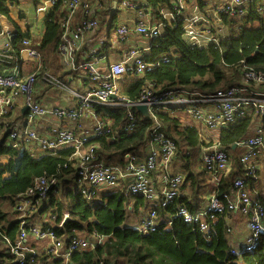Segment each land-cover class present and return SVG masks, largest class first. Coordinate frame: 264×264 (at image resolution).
<instances>
[{"label": "trees", "instance_id": "16d2710c", "mask_svg": "<svg viewBox=\"0 0 264 264\" xmlns=\"http://www.w3.org/2000/svg\"><path fill=\"white\" fill-rule=\"evenodd\" d=\"M67 2L68 0H57L51 6L42 35L35 40L36 44L33 40L44 60L56 51L59 44L63 29L61 23L67 14L66 11L64 15L62 9ZM246 2L248 6L245 15L230 17L222 14L221 21L227 32L220 35L217 43L209 42L198 46L184 37L180 18H162L160 10L170 7V0H146V5L158 19L162 18L163 23L161 33L150 38V47L143 58L153 62L166 55L167 60H162L141 77H127L123 93L136 99L145 83H151L161 90L186 86L214 91L229 84L231 79L237 80L242 76L244 65L264 71V0ZM5 3L6 0H0V13L8 16ZM199 8L204 11V16L211 18V13L205 9V3L200 1ZM12 35L11 52L19 57L21 39L30 38L31 35L27 29L19 26H16ZM228 72H233V76H228ZM169 107L167 110L157 109L154 113L164 125L165 131L174 139L177 145L176 155L183 161L186 174L180 188L183 189L185 181H188L192 194L179 193L172 196L164 206L158 201L154 203L146 200L141 195L110 188L95 192L88 200L74 189L72 183L75 171L73 146L32 156L26 141L13 147L7 143L9 133H4L0 139V199L14 208V198L30 187L34 178L54 176L59 180L58 184L53 186L47 200L42 202L38 210L50 211L49 220L40 223L42 228L63 237L67 245L79 233L90 236L92 232H96L105 236L103 243L92 248L74 249L67 259L50 257L51 254L46 250L37 249L34 262L24 264H264V232H260L257 245L252 249H245L241 245L237 250L229 241L228 217L232 208L225 198L232 190L234 178H242L243 184L249 187L257 180V162L261 156L264 158V142L253 162L256 166L254 173L247 176L245 173L251 166L242 160V152H237L238 147L232 146L251 133L254 121L260 124L264 140V115H259L253 105H248L238 111L233 121L219 126L216 142L232 152L229 169L215 174L218 186L215 188L214 185L212 188L216 189V196L223 206L200 220L188 221L175 213L179 205L186 206L191 212L197 209L202 195L201 182L196 178L202 173L206 175L207 171L194 173L192 162L186 153L187 146L197 148L204 143H213V139L209 136L204 141L196 126L181 124L177 116L171 113L177 106ZM94 108L105 129L102 133L90 136L84 145L95 144L96 152L106 160L120 159L127 150L138 152L145 148L147 129L152 122L150 116L138 112L133 123L124 124L125 108L100 105H95ZM62 186H65L63 190ZM249 193L251 197V192ZM191 196L195 201L189 198ZM251 199L257 201L264 211V197L259 195ZM151 206L159 219L158 225L153 230L141 232L134 228V220L138 221L139 214ZM65 214L66 222L60 226ZM167 218H171L169 224L166 223ZM29 221L31 222L26 217V222L30 224ZM204 223L206 227L202 228ZM19 228V219L10 217L9 212L0 206V241L6 237L11 244L14 243ZM3 247L0 245V264H22L13 261ZM30 256V252H25L26 259Z\"/></svg>", "mask_w": 264, "mask_h": 264}, {"label": "built area", "instance_id": "2783aa9c", "mask_svg": "<svg viewBox=\"0 0 264 264\" xmlns=\"http://www.w3.org/2000/svg\"><path fill=\"white\" fill-rule=\"evenodd\" d=\"M57 0H44L37 4V12H45ZM205 3V9L211 13V18L204 16V11L199 8V2ZM121 6L136 8L137 20L134 25L126 23L117 24L114 35L117 41L124 42L131 33L144 35L153 38L161 33L162 18L181 19L184 37L188 42L203 45L209 42L217 43L221 38V32L227 31L221 21L222 14L230 17L242 16L247 13L246 0H170V7H163L160 10L162 18L158 22H150L145 19L144 8L139 7L131 0H121ZM213 3V4H212ZM82 5L87 11V2L83 0H69L67 2V19L63 22L60 42L57 46V53L64 59V63L70 66L71 70L80 69L84 72L87 85L84 92L67 85L55 74L41 70L40 62L31 73L21 75L14 62L11 72L0 71V124L9 133L7 142L11 146H17L20 142L28 141L36 146L43 147L47 153H52L55 149L64 147H74L73 157L75 171L72 177L74 189L79 191L86 199L95 192L107 189H121L127 193L138 194L151 202H157L164 206L172 196L180 193V185L183 183L185 173L180 170L172 171L171 161L176 156L177 145L174 139L165 131L155 110H167L169 105L184 107L187 113L196 122H202L207 127L224 126L235 119V115L242 108L253 105L259 115H264V71H259L251 66L244 65L242 70V82L229 83L219 87L214 91H202L191 89L186 86H176L173 88L158 89L151 83H145L136 99L124 95L117 86V81L123 79L126 74L131 77H141L147 70H152L158 66L162 60H167L163 55L157 61L148 62L143 58V54L150 45L142 47H127L120 60L101 64V55L95 47L87 49L86 55L80 51L84 32L96 28V20L86 14L85 18L69 29V18ZM259 9V7H257ZM225 34V33H224ZM6 35L0 47V61L11 63L15 54L10 50L12 32L1 30L0 36ZM104 41L101 40V44ZM82 54L83 61L75 64L78 53ZM23 53L26 58L38 59L39 51L32 45L29 38L21 39L19 54ZM55 86L67 92H71L75 98V103L69 107L51 106L47 108L37 97L35 86ZM22 97L24 106H27V113L24 118L26 125H12L11 121L5 119V115L10 112L13 103ZM145 104L148 107L151 124L147 129L145 148L148 152L142 157L138 152L127 150L121 158L106 160L97 152L95 144L84 145L90 136L102 133L105 129L102 119L94 108L95 105L113 106L125 108L123 122L133 123L138 117L136 105ZM174 111H171L173 113ZM91 118L94 131L83 135L75 134L72 127H61L53 125L49 134H43L32 127L38 117L42 119L54 117L58 119L76 120L79 117ZM252 129V128H251ZM264 140L260 124L257 123L251 133L236 142V146L242 149V160L250 164L245 175L254 173L253 162L257 157L260 146ZM147 146V147H146ZM231 155L229 149L219 146L218 143L206 144L201 148L199 160L204 168L209 171L215 179V188L218 186V177L215 174L226 172L231 165ZM161 169V176L158 186L151 178V172ZM58 179L54 176H39L34 178L32 185L24 192L17 194L14 198L13 211L20 219V228L14 243H10L6 237L0 241L13 261L20 263H33L35 251L30 247L28 236L31 235L37 240L49 242L48 253L52 257L67 259L74 249H86L103 243L105 236L92 232L90 236L73 238L67 245L65 239L56 236L53 231L43 229L38 223L29 224L25 217L35 211L44 199L48 198L50 190L58 184ZM209 195L208 204L203 209L191 212L186 206L179 205L175 215H179L188 221H197L204 215L221 209L223 206L216 196V189ZM234 196L225 195L226 201L231 208H236L247 217V236L242 243L245 249H252L257 245L260 232H264V211L257 201L249 196L248 185L243 184L240 177L234 178L232 182ZM231 192V191H230ZM42 204V203H41ZM155 210L151 208L147 214L140 217L134 228L141 232L153 230L158 225L159 219ZM171 218H167L169 224ZM206 224L202 225L205 228ZM25 252H30L31 256L26 259Z\"/></svg>", "mask_w": 264, "mask_h": 264}, {"label": "crops", "instance_id": "0c3cea01", "mask_svg": "<svg viewBox=\"0 0 264 264\" xmlns=\"http://www.w3.org/2000/svg\"><path fill=\"white\" fill-rule=\"evenodd\" d=\"M69 1V0H68ZM84 2H87V11L85 12L82 5H79L69 18V29L74 28L76 24H80V22L85 18L86 14L90 16V18H93L97 22V26L93 30H86L84 32V37L82 40V43L80 45V51L83 52L85 55L87 53V49L91 47H95L97 49V52H99V55H101V64L106 65L109 62L120 60L124 55V50L127 47L132 46H138L142 47L143 45H150V38L144 36V35H137L136 33H131L129 37L124 40V42L117 41L113 32L114 27L119 23H126L129 26L134 25V22L137 20V11L136 8L132 7H126L121 6L120 1L121 0H83ZM44 2V0H6V6L8 8L9 15L4 18V15L0 13V31L8 30L11 31L12 34L15 31L16 26H19L21 29H27L30 33V39L32 41V45H34L33 40H37L42 35L43 29H44V23L47 18L48 10L51 8V6L48 8L45 12H37L36 6L37 4H40ZM139 7L144 8L145 12V19H147L150 22H158L159 19L156 17L155 13H153L150 8L146 5V0H133ZM34 6L35 12L33 17L28 16L30 13L31 7ZM64 15L67 11V7L65 5V8L62 9ZM43 13V16H42ZM67 15V14H66ZM65 15L64 19L62 20L61 26L63 22L67 19V16ZM102 15L103 18H106V23L104 26L100 24V18L99 16ZM3 18L7 21L4 22ZM27 18V19H26ZM63 28V26H62ZM63 31V29H62ZM61 31V32H62ZM61 34V33H60ZM6 35L0 36V47L3 41L5 40ZM61 38V36H60ZM59 38V40H60ZM101 40L104 42L101 44ZM36 44V41H35ZM11 46V43H10ZM37 49V48H36ZM11 51V47L10 50ZM39 51V50H38ZM40 53V51H39ZM16 55V54H15ZM19 57L15 56V58L12 60L11 63H5L0 61V71L5 73H10L13 63L16 62L17 70L21 73V75H26L31 73L32 70H34L37 66V64L40 62L41 70L52 72L53 74L60 77L67 85L75 88L76 90H79L80 92H84L86 90L85 87L87 85H90L88 80H85L84 78V72L80 69L71 70L70 66L65 65L64 59L59 53L56 51L52 52L50 54L49 58H46L44 60V56L42 53H40V57L38 59H30L26 58L23 53L18 55ZM75 64H78L79 62L83 61L82 54L79 52L76 55L75 58ZM240 77V76H239ZM238 77V78H239ZM127 76H123V79L117 81V86L119 87V90L123 92L124 84L126 81ZM35 90L37 93V97L47 108H51V106H57V107H69L72 106L75 103V98L71 94V92H67L65 90H62L55 86H35ZM24 107V103L22 101V97H19L12 105L10 112H8L4 117L6 120L11 121L12 125H20L19 128H22L24 124V118L27 111L25 112L22 110ZM180 121V123L184 124H190L197 127L199 134L202 138H204V141H207V137H212L213 143H218L217 137H218V131L219 127H207L204 123L196 122L194 119L191 118V116L187 113L184 107H178L173 112ZM184 114V115H182ZM255 123L252 126V129L254 126L258 123L257 121H254ZM92 119L91 118H83L82 116L79 117L76 120H68V119H58L54 117H47L42 119L41 117H38L34 122H32L31 128H36L39 132H42L43 134H49L51 131V127L53 125H59L61 127H72L75 131V134L77 135H83L85 133H89L94 131V127L92 126ZM6 132V129H3V126L0 124V139ZM170 135V134H169ZM171 136V135H170ZM172 137V136H171ZM210 144L204 143L200 146L198 145L196 148L197 152V159L192 160L190 156L189 150H187L186 153H188V159L192 162V169L194 173H197L198 171L202 172L204 170L207 171L203 163L199 160L200 151L201 148L206 145ZM27 147H29L30 154L32 156H40L36 152V150L42 149L43 152L41 155L46 154L47 151L40 146H36L35 143H30L27 141ZM147 147V146H146ZM148 148V147H147ZM147 148L141 149L139 152V155L142 157L145 153L148 152ZM242 151V149H241ZM195 152V153H196ZM231 152V151H230ZM232 153V152H231ZM257 167H258V177L257 180L251 185L248 186V190L251 192V197H264V175L259 173V168L261 164L264 165V158L261 156V158L258 159ZM183 161L180 160L178 154L173 158L170 164V168L172 171L174 170H180L182 172H186L183 168ZM161 169H155L151 172V178L153 181H155L156 186H158L160 176H161ZM199 172V173H200ZM186 174V173H185ZM201 183L200 187V193L202 196H200V202L197 206V209H203L207 206L209 195L212 192V188L215 185V179L213 178V175L207 171L206 175L202 173V175H199L198 178H196ZM184 183V182H183ZM188 184V185H187ZM180 194L181 195H190L192 194L191 190V184L189 185L188 181H185V185L182 188H180ZM250 195V193H249ZM230 196H234L233 190L230 192ZM192 198L193 197H189ZM195 201V199H193ZM194 210V212L196 211ZM10 212V211H8ZM138 221L134 220V224ZM228 223H229V233L228 238L231 244L234 246L235 249H239L244 241V239L247 236V217L239 212L236 208H232L229 212L228 217ZM34 240V239H33ZM36 240V239H35ZM37 241V240H36ZM37 243V242H36ZM43 244V242H41Z\"/></svg>", "mask_w": 264, "mask_h": 264}, {"label": "rangeland", "instance_id": "374dc122", "mask_svg": "<svg viewBox=\"0 0 264 264\" xmlns=\"http://www.w3.org/2000/svg\"><path fill=\"white\" fill-rule=\"evenodd\" d=\"M212 4H213V3H212ZM34 12H35V8H34V6H32V7H31V10H30V13L28 14V16L33 17ZM2 16H3V15H2ZM42 16H43V13H42ZM4 18L7 19V18L5 17V15H4ZM4 18H3V21H4V22H7ZM99 18H100V24H101L102 26H104L105 23H106V18H105V17L103 18L102 15H100ZM26 19H27V18H26ZM226 32H227V31H223V32H221V34H224V33H226ZM230 75L233 76V72H228V76H230ZM235 82H242V76L240 75V77L237 78V80L231 79L229 83H235ZM182 115H184V114H182ZM187 150H189V152H190V156H189V157H190L192 160H196V159H197L196 147H189V146H187ZM239 151H241V148H240V147L237 148V152H239ZM42 152H43V150L38 148V149L36 150L35 153H37L38 155H41ZM195 152H196V153H195ZM259 173L262 174V176L264 175V165H263V164H261V166H260V168H259ZM64 187H65V186H62L61 189L63 190ZM59 193H60V192H59ZM59 193H58V195H59ZM58 195H57V196H58ZM45 200H47V198L44 199V201H45ZM39 204H41V203H39ZM0 206H1V208H2L3 210L5 209V210H7V211L12 212V208L9 206V204L7 203V201H4V200H1V199H0ZM38 210H39V209H38ZM38 210H35V211L31 212V213H30L31 216H28V219L31 220V222H32V221H35V220H37V221H41V222H42V221L49 220L50 211L45 210V211H41V212H39ZM148 210H149V209L145 210L144 213H140L138 217L140 218V217L145 216V215L147 214ZM11 216L16 217L17 214H16V213H15V214H11ZM41 219H42V220H41ZM139 220H140V219H138V221H139ZM29 222H30V221H29ZM83 236H84V237H85V236H88V234H87V233H79V237H83ZM32 239H33V236L29 235V236H28V240H29V241H32ZM48 244H49V242L44 241L43 244L41 243L42 248H47V247H48Z\"/></svg>", "mask_w": 264, "mask_h": 264}, {"label": "clouds", "instance_id": "9594fccd", "mask_svg": "<svg viewBox=\"0 0 264 264\" xmlns=\"http://www.w3.org/2000/svg\"><path fill=\"white\" fill-rule=\"evenodd\" d=\"M13 37V36H12ZM24 38H28V37H24ZM30 39V38H29ZM59 42H60V40H59ZM11 43V42H10ZM20 50V49H19ZM56 52H57V48H56ZM48 72V71H47ZM52 73V72H51ZM57 76V75H56ZM126 76L127 77H131V76H128L127 74H126ZM58 77V76H57ZM59 79H61L60 77H58ZM135 78H138V77H135ZM62 80V79H61ZM121 80V79H120ZM63 81V80H62ZM223 87V86H222ZM219 88V87H218ZM123 93V92H122ZM124 95H126L125 93H123ZM128 96V95H127ZM113 107V106H112ZM137 108V107H136ZM138 110V109H137ZM138 112L139 113H141L139 110H138ZM149 112V111H148ZM142 114V113H141ZM148 116H149V113H148ZM8 143V142H7ZM236 147V146H235ZM44 201V200H43ZM42 203V202H41ZM43 204V203H42ZM42 204H40L37 208H35V210H38L39 209V207L40 206H42ZM13 209L14 208H12V212H9V216L10 217H12L13 219H19V218H17V216L16 217H13V216H11V214H15V212L13 211ZM28 216H31L30 215V213L28 214V215H26V217H28ZM65 216H66V214H65ZM26 217H25V220H26ZM19 221H20V219H19ZM34 222V224L35 223H38L40 226H41V221H37V220H35V221H33ZM30 224H31V222H30ZM61 224V223H60ZM42 227V226H41ZM61 238H63V237H61ZM34 239V240H33ZM33 239H32V241H29L31 244H30V247H32L33 248V250L35 251V254H36V251H37V249L38 250H46L47 252H48V249L47 248H42V245H41V242H44V241H40V240H37L36 238H34L33 237ZM37 241H36V240ZM37 242V243H36ZM48 254H50V253H48ZM50 257H52V255H50ZM22 264H24V263H22Z\"/></svg>", "mask_w": 264, "mask_h": 264}, {"label": "water", "instance_id": "95a60500", "mask_svg": "<svg viewBox=\"0 0 264 264\" xmlns=\"http://www.w3.org/2000/svg\"><path fill=\"white\" fill-rule=\"evenodd\" d=\"M137 109L142 113V115H148V107L145 105V104H139V105H136ZM22 110H24L25 112L28 111L27 110V106H24L22 108ZM236 146V144H234L232 147L234 148ZM67 219V216H65L63 219H62V222L60 224V226H63L64 223L66 222L65 220Z\"/></svg>", "mask_w": 264, "mask_h": 264}]
</instances>
